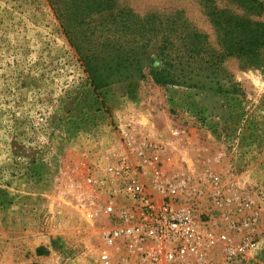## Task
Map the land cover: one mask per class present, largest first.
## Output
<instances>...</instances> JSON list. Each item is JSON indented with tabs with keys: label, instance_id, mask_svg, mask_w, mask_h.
I'll return each mask as SVG.
<instances>
[{
	"label": "rangeland",
	"instance_id": "rangeland-1",
	"mask_svg": "<svg viewBox=\"0 0 264 264\" xmlns=\"http://www.w3.org/2000/svg\"><path fill=\"white\" fill-rule=\"evenodd\" d=\"M215 3L264 25V12ZM120 4L182 11L220 48L201 0ZM156 64L95 90L48 0H0V264H82L95 231L81 206L91 193L99 199L92 178L114 156L151 190L184 180L180 196L203 219L234 243L254 236L258 248L241 264H264V68L229 57L232 93L206 79L156 84Z\"/></svg>",
	"mask_w": 264,
	"mask_h": 264
},
{
	"label": "trees",
	"instance_id": "trees-1",
	"mask_svg": "<svg viewBox=\"0 0 264 264\" xmlns=\"http://www.w3.org/2000/svg\"><path fill=\"white\" fill-rule=\"evenodd\" d=\"M48 1L95 90L116 76L144 77L152 59L157 64L148 74L156 84L204 87L200 81L206 79L219 92L238 91L224 66L229 57L264 68V25L215 0L201 1L219 31L220 48L179 10L141 14L120 0ZM232 1L254 15L264 12L258 0Z\"/></svg>",
	"mask_w": 264,
	"mask_h": 264
},
{
	"label": "built area",
	"instance_id": "built-area-1",
	"mask_svg": "<svg viewBox=\"0 0 264 264\" xmlns=\"http://www.w3.org/2000/svg\"><path fill=\"white\" fill-rule=\"evenodd\" d=\"M92 182L99 199L91 193L81 210L95 234L82 264H241L258 248L254 236L234 243L217 230L218 220L197 214L195 203L180 196L184 180L149 189L126 156L104 162Z\"/></svg>",
	"mask_w": 264,
	"mask_h": 264
}]
</instances>
